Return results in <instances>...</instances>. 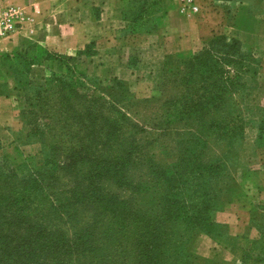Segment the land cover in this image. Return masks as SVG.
<instances>
[{
	"label": "rangeland",
	"instance_id": "374dc122",
	"mask_svg": "<svg viewBox=\"0 0 264 264\" xmlns=\"http://www.w3.org/2000/svg\"><path fill=\"white\" fill-rule=\"evenodd\" d=\"M149 1L154 3L153 13L144 7L145 16L149 13L161 18L159 13L163 12L157 10L162 5L164 11L172 7V0ZM155 18L146 22L147 26L152 27ZM221 36L228 41L236 40L227 34ZM259 40V48L241 42L261 62L256 77L248 78L243 100L239 93L224 98L229 114L218 109L212 114L216 121L212 125L194 122L190 136L186 134L190 130L186 129L185 119L180 129L157 128L158 122L163 121L164 100L184 93V87L179 86L181 79L170 72L179 73L183 68L181 55L168 59L161 48L139 52L142 62L138 55L134 58V63L144 62V78L161 83L142 81L126 85L130 95L149 102L129 104L131 113L123 119L131 120L137 130L146 131L134 133L133 138L129 124L112 115L108 121H101V125L110 128L108 135L97 140L86 118L78 123L73 119L86 115H74L67 107L64 119V112L52 102L45 103L48 121L52 123V132L63 140L55 154L52 141L40 143L32 138L29 141L28 130L18 134V121L0 122V189L6 196L0 194V245L3 244L0 255L4 264H264V142L258 141L259 127L264 121V37ZM7 41H0V47ZM8 58L3 61L0 58V94L12 98L14 107L20 110L24 107V93L14 90L6 68L14 63V58ZM40 77H30L33 88L45 89L44 84H37ZM100 80L107 89L114 79ZM239 112L245 123L243 139L230 145L222 136L237 126L234 116ZM56 123H61V127ZM113 123L119 125L117 131ZM202 127L206 131L204 137L195 135L194 130ZM13 139L30 148H12ZM36 143L39 147L33 148ZM94 145L106 153L100 160L130 162L127 181L121 187L116 186L115 192L119 195L117 205L125 204L131 213L120 222L118 219L98 222L95 232L83 231L81 239L86 224L96 221L93 216L79 212L74 216L70 212V207L80 209L72 204L78 201L74 196L77 192L84 193L88 185L86 176H82L86 171L82 169L85 156L80 158V149L76 147L94 148ZM226 155L227 166L219 163ZM52 158L56 159L55 170ZM207 167L214 170H204ZM160 170L177 172L162 180L161 174L156 173ZM45 198L49 200L38 207ZM209 200H212L210 211L194 213L204 210L200 205ZM53 203L67 205L52 216L53 211L48 209ZM17 208L19 211L12 214V209ZM160 209L171 210L164 214ZM207 222L216 227H208L212 224ZM40 223L39 228L35 227ZM82 240L85 248L78 246Z\"/></svg>",
	"mask_w": 264,
	"mask_h": 264
},
{
	"label": "trees",
	"instance_id": "16d2710c",
	"mask_svg": "<svg viewBox=\"0 0 264 264\" xmlns=\"http://www.w3.org/2000/svg\"><path fill=\"white\" fill-rule=\"evenodd\" d=\"M137 2L138 3L133 6L132 12H130L126 18L129 29L135 33L154 32L157 30L162 17L155 18L154 15L151 17L149 13L145 16L142 12L143 8L146 7L147 9H151L153 13V1L139 0ZM155 4L159 5L160 3L156 2ZM164 7L165 6L162 5V7L157 10V13H159V11L167 13L168 9L164 11ZM163 13L159 14L163 16ZM151 18H155L153 19L155 20V24L152 27L147 26L146 23ZM252 53V51L245 49L238 40L228 41L224 36H217L207 43L200 53L194 56L179 54L181 55L180 58L183 68L179 73H174L173 70H170V72L172 76L181 79L179 86L181 88L184 87V93L179 94L178 97H173V99L164 100L161 106V118H163V121L161 123L158 122L157 128L167 129V131H170L169 129L171 128L180 129V124L182 120L185 119L187 120L185 121L186 129L190 130L186 134L188 135L189 133L190 136L194 122L196 123L198 121L200 125L202 123H209L212 125L216 122L212 114L213 112H218V109H220V111L223 109L226 114H229V112L226 111L227 101L224 98L233 96V93H239L243 100L248 88V78H255L258 74L257 69L260 68L261 62ZM8 56L10 55L2 57V61L3 59H9ZM11 57L14 58V63L6 65L7 73H9L8 75L10 78H14L15 80L14 90L18 91L20 94H22V92L24 93V107L20 109V120L23 123L24 131L28 130L29 141H31V138L40 143H43V140L52 141L54 143V148L52 149L54 154L61 149L63 140L52 132V123L50 124L48 121L49 111L45 108V103L48 102H52V104L57 107V110H62L64 112V119L67 117V107L71 109L74 115L78 113L82 114V116L86 115L87 117L73 119L76 121L75 123H78L86 118L90 122L92 132L97 140H100L102 136L106 137V135H108L107 133L110 128H105V125H101V121H108L111 119L112 115L121 118L124 123L129 124L130 138H133L134 133L146 132L143 131L144 129L141 131L137 130V127L131 123V120L123 118L131 113L129 104L134 102L141 104L149 102L146 100H138L133 95H130L126 88V84L121 81L113 80L111 83L112 85L104 89L99 78H90L89 75L81 72L77 66H70L67 75H51L48 84L43 87L45 89H42V86L41 88H33L29 74L30 67L33 64L32 59L30 60V58L19 54ZM168 59H171V56L168 57ZM168 67L169 64H166V69ZM164 81L163 79V91L167 89V85H165L166 83ZM77 89H80L81 92ZM44 90L47 94H45ZM87 93H89V95ZM0 96L8 97V95L5 94H0ZM230 116H233L232 111ZM234 117H236L238 121L237 126L235 128H229L224 136H222L223 139L228 140L230 145L238 141L240 142L244 135L245 123L241 117V113H237ZM109 123H111V121H109ZM177 124H179V126ZM56 125L61 127V123H56ZM113 125L116 126L117 131L119 125L114 123ZM176 125L177 127H175ZM194 134L204 137L206 131L202 127L199 130L195 129ZM225 135H229V137ZM198 140L202 141L200 138H198ZM186 141L191 144V141ZM258 141L264 142V121L259 127ZM16 142L20 143L18 140H16ZM85 147L77 146L76 148L80 149L78 155L80 158H84L85 156L82 169H86L88 173L85 175V171L82 176H86L85 178L88 185H86L84 193L77 192L74 196L78 201L72 204H74V207L78 206L80 209L76 211L70 207V212L74 216L79 215L78 212L82 215L93 216L96 222L86 224L80 233L81 239L84 237V232H86V234H89L91 231L95 232L99 224L98 222L116 219L120 222L128 218V215L131 213L125 204L122 203L121 205H117L119 195L115 192L116 186L121 187L124 185L125 181H127L126 173L129 171L130 162L119 160L116 162L103 161L100 160V158L106 155V153L102 152L104 149L99 150L96 148V145H94V148ZM132 149H134V147H132ZM124 154H126V152ZM52 160V167L55 170L56 159L52 158ZM225 161H228V155L221 157L219 163L223 162L227 166ZM152 163L153 162L149 164L152 166ZM204 170L210 172V170H214V167H207ZM174 172L177 171L160 170L156 173L161 174L162 180H166V177H172L173 175L170 173L173 174ZM96 182L100 185H97ZM3 192L4 190L0 189L1 196H4L5 192ZM167 196L170 198V195ZM176 197H179V193ZM3 198H6V196ZM48 200V198H45V201L39 203L37 206H42ZM57 200L59 201V198ZM211 204L212 200L204 201L200 205L204 207V210H199L194 213H206L208 210L210 211ZM66 205L67 204L63 203H60V205L53 203L50 205L48 211H53L51 214L53 216L54 213H59L63 209V206ZM17 210L19 211L18 208L12 209V214H15ZM170 210L171 209H160L161 213L164 214H168ZM118 220H116V222ZM136 221L137 219H134V222ZM17 223H19V220H17ZM207 224L212 223L207 222ZM40 226L41 223L35 227L39 228ZM207 226L212 228L216 227L213 224ZM143 228H146V225ZM2 245L1 243L0 249ZM78 246L85 248L87 245H85L82 240ZM4 262L5 259H2L0 255V264H4Z\"/></svg>",
	"mask_w": 264,
	"mask_h": 264
},
{
	"label": "crops",
	"instance_id": "0c3cea01",
	"mask_svg": "<svg viewBox=\"0 0 264 264\" xmlns=\"http://www.w3.org/2000/svg\"><path fill=\"white\" fill-rule=\"evenodd\" d=\"M137 1L9 0L25 10L28 24L3 43L0 58L19 54L32 59L29 74L31 79L40 75L39 83L33 81L40 85L48 84L53 74L67 75L70 66L126 85L160 84L143 77L139 52L161 48L168 57L194 56L217 36L230 35L252 48H259V38L264 37V0H196L199 12L190 15L180 11L183 0H172L152 33H135L128 27L126 18ZM135 56L140 62L134 63ZM20 112L12 98L0 96V122L18 121V134L24 131ZM13 140L12 148H30ZM36 144L32 147H39Z\"/></svg>",
	"mask_w": 264,
	"mask_h": 264
},
{
	"label": "built area",
	"instance_id": "2783aa9c",
	"mask_svg": "<svg viewBox=\"0 0 264 264\" xmlns=\"http://www.w3.org/2000/svg\"><path fill=\"white\" fill-rule=\"evenodd\" d=\"M180 11L183 15L197 14L196 0H183ZM28 24L25 10L9 0H0V41L9 40L23 31Z\"/></svg>",
	"mask_w": 264,
	"mask_h": 264
}]
</instances>
